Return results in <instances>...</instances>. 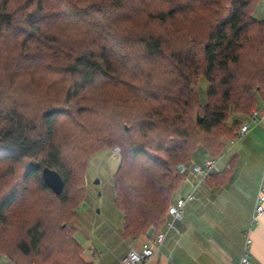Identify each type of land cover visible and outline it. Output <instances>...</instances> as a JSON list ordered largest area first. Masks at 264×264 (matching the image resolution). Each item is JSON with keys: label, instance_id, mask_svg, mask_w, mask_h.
Wrapping results in <instances>:
<instances>
[{"label": "trees", "instance_id": "16d2710c", "mask_svg": "<svg viewBox=\"0 0 264 264\" xmlns=\"http://www.w3.org/2000/svg\"><path fill=\"white\" fill-rule=\"evenodd\" d=\"M260 5L0 0V254L15 264H87L74 209L90 158L115 146L124 237L147 236L152 225L154 235L164 232L195 155L203 148L219 158L264 103ZM18 162H29L23 176L12 167ZM45 167L61 175L60 195L45 183ZM232 170L205 182L227 181ZM27 192L48 202L33 213L15 207Z\"/></svg>", "mask_w": 264, "mask_h": 264}, {"label": "crops", "instance_id": "0c3cea01", "mask_svg": "<svg viewBox=\"0 0 264 264\" xmlns=\"http://www.w3.org/2000/svg\"><path fill=\"white\" fill-rule=\"evenodd\" d=\"M230 142L226 145L216 171L223 172L233 166L230 179L217 184L204 182L195 191L198 199L187 203L182 219L175 222L178 233L168 239V243L165 238L162 247L167 255L159 252L150 264H240L247 231L251 245L250 260L246 264H264V216L251 226L259 182L264 174V126L252 127L245 138L235 141L233 145ZM208 158L204 151L195 155L186 175L190 183L185 180L182 182L180 196L192 191L191 184L196 182L193 164H202ZM249 179L254 182H249ZM249 186L252 187L251 193ZM233 210L239 220L228 219L227 213ZM227 224L231 225V232L224 228ZM132 239L140 241V249H135L133 242L129 250L119 253L115 258L86 250L79 242L84 250L82 258L87 264H118L119 259L130 250H141L151 242L147 236ZM0 264L15 263L0 254Z\"/></svg>", "mask_w": 264, "mask_h": 264}, {"label": "rangeland", "instance_id": "374dc122", "mask_svg": "<svg viewBox=\"0 0 264 264\" xmlns=\"http://www.w3.org/2000/svg\"><path fill=\"white\" fill-rule=\"evenodd\" d=\"M255 16L257 18H262L264 16L263 5L258 6ZM32 67H34V65H32ZM39 74H41V71L36 72V75ZM207 86L208 83L206 80H200L199 96L201 102L203 103L206 102ZM263 105L264 103L260 104V107ZM242 138H245V136ZM200 151H204V153L207 155V151L205 149L201 148ZM121 158L122 155L119 146H115L111 149L101 150L90 158L86 169L83 198L74 209V216L71 223L75 229V238L81 242L82 246L86 250H94L98 253L105 254L107 257L109 256L114 258L119 253L121 254L123 251L127 249L129 250L130 246L132 245L131 243L133 242H135V249H140L138 246L140 241L133 240L131 237H124V217L115 203V190L112 179L113 174L118 168V165L120 166L121 164ZM0 165H4L3 159H0ZM28 166L29 162H18V164L16 163L12 167L15 168L14 171L17 173L23 169L21 173L23 176ZM252 181L254 182V180L249 179V182ZM32 182H34V180H32ZM256 186L257 184H255V187ZM180 188L181 185L174 195L173 201L180 196ZM249 189V192L251 193L252 187L249 186ZM31 190L34 189L32 188ZM72 190V188H69L67 190V194L71 195L73 193ZM48 194L49 193L45 192L44 196L50 197L51 195L49 194V196ZM41 196L27 192L26 195L24 194V196L18 200L15 207L28 209L31 208V211L29 212L33 213L35 209L37 210L39 208L40 204L48 202V199L42 198L41 200ZM232 212L229 211L227 213L228 219L239 220L238 214L235 213L234 210ZM153 226L154 225L151 227ZM175 227V229H168L167 223L165 224L164 232L166 234V243H168L171 237H175V234L178 233L176 224ZM224 228L226 230L228 229L230 232L232 231L230 224H227V226ZM111 235L114 237L109 240ZM229 235L232 234L229 233ZM83 252L84 250H82V254ZM159 254L167 255L164 246H161Z\"/></svg>", "mask_w": 264, "mask_h": 264}, {"label": "built area", "instance_id": "2783aa9c", "mask_svg": "<svg viewBox=\"0 0 264 264\" xmlns=\"http://www.w3.org/2000/svg\"><path fill=\"white\" fill-rule=\"evenodd\" d=\"M264 126V106L255 108L252 110L251 114L248 116V119L244 121L241 125V128L238 132V135L235 139L231 140L233 145L235 141L240 140L242 137L246 136L252 127ZM223 157L221 155L219 158H208L204 161L203 164H193L192 171L195 175L196 182L192 183V191H188L184 195H181L175 199V201L170 205L168 209V214L170 220L167 222L168 229H175L176 220H180L183 217L184 208L187 203L195 201L198 199L195 191L202 186L206 179L211 175V173L218 170V162ZM183 168L179 172L184 174L187 171L185 165H182ZM186 182L190 183V180L187 176L184 179ZM264 216V174L260 182L258 189L255 208L252 215L251 226L258 222L261 217ZM153 235L154 238L150 243H147L143 246L141 250H130L126 255L119 259L118 264H150L151 261L156 258L157 254L160 252V248L163 245L166 234L165 232H159L156 235V227L153 226ZM251 245V239L249 237V231L246 232V243L243 251V256L241 258L240 264L249 263L250 253L249 247Z\"/></svg>", "mask_w": 264, "mask_h": 264}, {"label": "water", "instance_id": "95a60500", "mask_svg": "<svg viewBox=\"0 0 264 264\" xmlns=\"http://www.w3.org/2000/svg\"><path fill=\"white\" fill-rule=\"evenodd\" d=\"M198 121L201 122V119L198 117ZM183 166L179 165L178 166V171L182 170ZM42 176L43 179L45 181V183L57 194L60 195L63 191L64 188V181L61 177V175L49 168V167H45L42 170ZM153 227H151L148 232H147V236L150 237L151 234L153 233Z\"/></svg>", "mask_w": 264, "mask_h": 264}]
</instances>
